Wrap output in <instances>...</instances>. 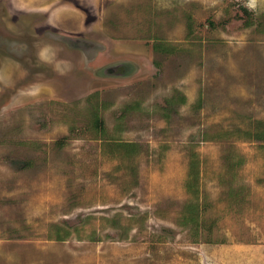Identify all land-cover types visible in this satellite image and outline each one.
<instances>
[{
	"label": "rangeland",
	"instance_id": "rangeland-1",
	"mask_svg": "<svg viewBox=\"0 0 264 264\" xmlns=\"http://www.w3.org/2000/svg\"><path fill=\"white\" fill-rule=\"evenodd\" d=\"M0 264H264V0H0Z\"/></svg>",
	"mask_w": 264,
	"mask_h": 264
}]
</instances>
